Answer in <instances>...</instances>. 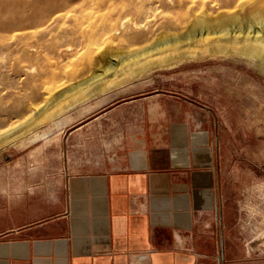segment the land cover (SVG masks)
I'll use <instances>...</instances> for the list:
<instances>
[{"label":"rangeland","instance_id":"374dc122","mask_svg":"<svg viewBox=\"0 0 264 264\" xmlns=\"http://www.w3.org/2000/svg\"><path fill=\"white\" fill-rule=\"evenodd\" d=\"M115 1L109 10H104L107 14L120 5ZM177 1L145 0L146 7H154L147 9L151 12L150 24L188 17L191 8L187 0ZM195 1L199 4L193 12L201 17L202 10H206L203 17L212 20V0ZM132 13L130 18L138 19V14ZM190 19L191 16L188 24ZM67 22L70 23L69 18L60 22L62 28L58 23L57 30L70 27ZM183 22L179 24L181 28L165 32L173 35L183 32L188 25ZM9 33L4 34V40L11 38L13 32L7 36ZM34 36L33 32L29 33L27 40L33 41ZM207 39L197 46L183 45L181 50L192 55L180 59L175 58L177 51L169 53L162 49L122 62L111 57L108 64L114 70L104 73L101 72L103 60L88 63L83 57L76 61L74 57L70 63L68 58L62 68H66L64 76L75 71L72 78L71 74L67 76L69 80L63 77L65 81L60 80L49 99L42 102L34 96L32 84L26 81L37 77L39 66L24 75L19 85L8 87L5 106L9 109L18 101L23 109L33 100L37 104L22 113L24 118L16 120L11 112L13 118L5 129L14 131L0 139V230L11 223L4 210L11 208L14 212L16 203L24 202L25 207L47 203L48 191L57 190L67 175L121 168L131 152L143 154L137 150L144 142L154 145L166 141L172 128L186 126L206 130L214 151L215 177L223 207V221L221 227L218 225L217 235L223 256V259L219 257L221 263L264 264V72L240 56L212 57V34ZM150 41L111 44L131 51ZM89 56L98 57L96 53ZM95 70L100 76L94 80L90 77L97 74ZM75 73L78 76H73ZM10 80L7 77L8 82H14L13 78ZM24 80L31 88H21ZM64 90V94L53 100ZM17 97L28 99L21 102ZM27 114L30 115L26 118ZM32 192L41 200H32Z\"/></svg>","mask_w":264,"mask_h":264},{"label":"crops","instance_id":"0c3cea01","mask_svg":"<svg viewBox=\"0 0 264 264\" xmlns=\"http://www.w3.org/2000/svg\"><path fill=\"white\" fill-rule=\"evenodd\" d=\"M168 136L121 168L67 175L42 206L4 210L0 264H222L209 133L183 126Z\"/></svg>","mask_w":264,"mask_h":264},{"label":"bare ground","instance_id":"6f19581e","mask_svg":"<svg viewBox=\"0 0 264 264\" xmlns=\"http://www.w3.org/2000/svg\"><path fill=\"white\" fill-rule=\"evenodd\" d=\"M112 1L115 0H0V139L10 132L5 128L11 123L10 120L13 116H16L17 120L18 117L23 115L22 113L32 110L34 108L33 104H37L36 100H33L35 101L33 103L31 99L32 103L26 105L25 109H23V105L21 107L19 101L16 105L13 104L14 107L12 109L5 106L7 104L5 100H7L6 96H8V93L6 95L8 87L19 85L22 77L30 74L36 66L37 68L39 66V70L37 72L34 71V74L35 72L37 73V77L26 79V81L32 84L34 96H37L38 99L40 98L39 100L41 101L46 100V98L49 99L48 95H51V92L63 77L71 74L70 77L72 78V74L75 71L68 74L66 70L68 75L64 76L66 68L65 66L64 70L62 68V63L68 58H70V63L74 57L76 58L74 59L75 61L83 57L88 63L97 60L101 62L103 60V70L101 69L102 67L98 69L99 71L101 69V72L104 73L114 70V68H111V64H108L111 57H115L119 60L118 62H122L130 57H137L138 54L147 56L151 52L162 49L163 52L167 51L169 53L177 51L179 54L174 55L177 59L185 58L192 55V53L182 51L181 47L183 45L197 46L212 34V57L214 55L240 56L253 63L260 72H264V0H212V20L203 17L206 10H202L203 15L201 17L196 12H193L199 2L187 0L188 7L192 11L189 12V16L192 17L189 24L187 23L189 16L184 18L185 15L183 17L180 11L179 15L182 16V20L166 23L160 21L159 24L156 23L154 25L150 24L149 21L151 16L149 11L154 7L153 5L146 7L144 4L145 0H118L120 5L107 14L104 10H109V7L113 4ZM161 1L164 2L166 0ZM178 1L182 2L181 0ZM157 3L159 4V2ZM157 3L155 2L156 5ZM162 6L164 7L165 5ZM182 8L179 6V9ZM185 9L187 11V6ZM131 12H133L132 14H138V19H133L132 17L131 19V15H129ZM68 18L71 24L67 23L70 27L57 30V24ZM173 18L176 19V15ZM163 19L166 18L163 16ZM181 22L188 24L187 26L185 25L186 28L183 32L176 35L165 32L180 27L179 24ZM9 31L10 33L7 36H10L13 32L11 34L12 39L10 38L12 41L7 43L6 41L9 38L7 37V40L3 38L6 37L4 34L6 35V32ZM31 32L35 35L33 41L27 40V35ZM201 38L202 40H200ZM117 40L120 42L121 40L126 41L128 44L146 43L149 41L150 43L140 49L128 51L123 49L124 46L115 47L111 44L114 41L118 42ZM192 40H195V42ZM178 44L180 46H177ZM91 53H96L98 57L89 56ZM77 65L79 64L76 63V73L80 71V68H78L79 70L77 69ZM79 67L82 68V64ZM83 71L86 72V70ZM76 73L73 76L79 74V72ZM96 73H93L94 75L90 78L95 80L97 77L98 79L100 74L97 71ZM7 77L8 79L11 77V80L13 78L14 82H8ZM26 83L24 80L23 85L25 87L21 88H31L26 86ZM65 90L55 96L53 95V100L64 94ZM26 96L28 97V94ZM24 98L20 99L19 97L18 99L22 102ZM53 100L51 98V101H49L52 102ZM14 101L16 100H13V103Z\"/></svg>","mask_w":264,"mask_h":264}]
</instances>
